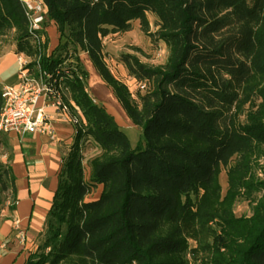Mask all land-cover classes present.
<instances>
[{
	"label": "trees",
	"instance_id": "trees-1",
	"mask_svg": "<svg viewBox=\"0 0 264 264\" xmlns=\"http://www.w3.org/2000/svg\"><path fill=\"white\" fill-rule=\"evenodd\" d=\"M44 3L35 34L23 0H0V37L14 30L30 74L44 75L79 118L43 238L25 264H190L189 253L207 255L200 264H264V173L256 169L264 158V0ZM136 20L168 56L151 64L123 54L129 75L146 82L132 92L111 71L104 39ZM51 21L61 39L49 53ZM83 53L142 130V144L133 146L94 101ZM3 103L0 85V111ZM87 142L98 150L88 171ZM0 182L16 197V177L2 162ZM100 185V196L87 199ZM241 198L253 201L250 215L235 213Z\"/></svg>",
	"mask_w": 264,
	"mask_h": 264
},
{
	"label": "crops",
	"instance_id": "crops-1",
	"mask_svg": "<svg viewBox=\"0 0 264 264\" xmlns=\"http://www.w3.org/2000/svg\"><path fill=\"white\" fill-rule=\"evenodd\" d=\"M46 31L50 53L59 45L61 36L54 21L49 22ZM13 39L0 40L2 88L18 83L20 79V64ZM82 57L90 73L89 92L93 99L98 103L102 102L119 126L125 130L139 128L128 116L112 89L105 84L89 55L83 53ZM134 82L137 83L136 80ZM129 88L131 90V87ZM39 109L43 110L44 116L58 117L57 109L44 96H41L36 104V112ZM55 132L56 140L38 130L25 135L15 131L4 134L8 137L12 149L9 165L16 177L17 190L15 202L8 207L6 217L0 219V264H25L29 251H36L43 238L46 216L58 187V172L64 156L74 142L75 126L67 120H58ZM17 220L21 228L27 231L25 245L20 243L17 235Z\"/></svg>",
	"mask_w": 264,
	"mask_h": 264
},
{
	"label": "rangeland",
	"instance_id": "rangeland-1",
	"mask_svg": "<svg viewBox=\"0 0 264 264\" xmlns=\"http://www.w3.org/2000/svg\"><path fill=\"white\" fill-rule=\"evenodd\" d=\"M149 19L151 22V30L155 32L158 29V21L156 17L149 13ZM15 38L14 30L9 31L7 34L0 37V40ZM14 40V39H13ZM105 43V57L106 61L114 73L116 77L125 82L129 87H131L132 92L137 91L136 84L134 82V78L129 75L126 66L123 63L122 57L125 53L136 54L140 57V59L144 62L151 64H161L164 63L168 56V48L166 44L159 39L152 40L149 36H147L140 27V23L138 20L133 22L132 29L126 32H117L108 35L104 39ZM136 48L141 50L137 51ZM90 88L92 90V86L90 84ZM103 104L102 102H99ZM129 138L132 142L133 146H137L142 144L143 142V133L140 128L126 130ZM10 142L6 135H0V162L4 164H8L10 162V156L12 149L10 148ZM84 154H85V164L88 171V163L89 160L98 154V150L95 144L91 142H87L84 145ZM258 166L257 174L261 171L264 173V158H259L256 161ZM263 167V168H262ZM262 170H261V169ZM264 177V175H263ZM9 183V182H8ZM220 183L222 185V192L225 195L228 189V175L227 168L223 167L222 172L220 174ZM100 187V188H99ZM102 186H98L94 189L90 196L87 199H96L100 196L102 191ZM15 202L13 190L11 184L8 185V188L4 189L3 184L0 182V219L6 217L7 209L10 208L11 205ZM253 201L247 198H241L237 201L235 205V213L238 216L241 215H250L252 213ZM17 231V230H16ZM26 233L25 239L19 238L20 243L26 244L27 242V231L24 229ZM193 244H196L193 242ZM30 253L33 252L29 251ZM207 257L200 253L198 256L187 254V258L190 264H200L202 258Z\"/></svg>",
	"mask_w": 264,
	"mask_h": 264
},
{
	"label": "built area",
	"instance_id": "built-area-1",
	"mask_svg": "<svg viewBox=\"0 0 264 264\" xmlns=\"http://www.w3.org/2000/svg\"><path fill=\"white\" fill-rule=\"evenodd\" d=\"M26 13L30 20V29L37 34L42 31L46 20L44 0H23ZM20 64L19 82L13 85H5L2 88L3 107L0 111V135L10 132H18L25 135L28 132L38 130L56 140L55 125L58 120H67L73 124L79 121L77 116L70 112V106L63 98L61 91L54 88L49 82H45L44 75L33 76L27 69L30 58L24 54H18ZM49 77V75H46ZM137 90L146 87L145 81L136 84ZM41 96H44L58 111L57 116H44L43 110L36 112V104ZM95 102H97L94 99ZM17 235L25 239L26 233L21 228L19 221L15 223Z\"/></svg>",
	"mask_w": 264,
	"mask_h": 264
}]
</instances>
